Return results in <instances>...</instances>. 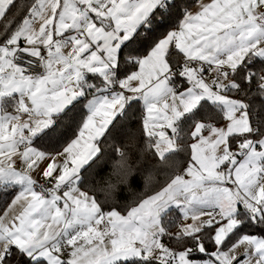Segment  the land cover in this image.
<instances>
[{
    "label": "snow or ice",
    "instance_id": "snow-or-ice-1",
    "mask_svg": "<svg viewBox=\"0 0 264 264\" xmlns=\"http://www.w3.org/2000/svg\"><path fill=\"white\" fill-rule=\"evenodd\" d=\"M0 205V264H264V0H0Z\"/></svg>",
    "mask_w": 264,
    "mask_h": 264
},
{
    "label": "trees",
    "instance_id": "trees-1",
    "mask_svg": "<svg viewBox=\"0 0 264 264\" xmlns=\"http://www.w3.org/2000/svg\"><path fill=\"white\" fill-rule=\"evenodd\" d=\"M158 179H159V180H162L163 177H162V176H158ZM135 187H136L138 190L140 189V184H139L138 181L136 182ZM0 207H2V205H0Z\"/></svg>",
    "mask_w": 264,
    "mask_h": 264
}]
</instances>
